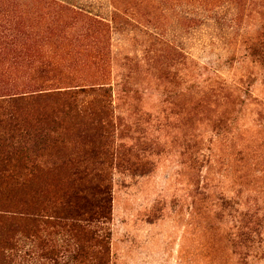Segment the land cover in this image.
<instances>
[{"label":"rangeland","instance_id":"1","mask_svg":"<svg viewBox=\"0 0 264 264\" xmlns=\"http://www.w3.org/2000/svg\"><path fill=\"white\" fill-rule=\"evenodd\" d=\"M263 36L264 0H0V99L61 126L0 264H264Z\"/></svg>","mask_w":264,"mask_h":264},{"label":"trees","instance_id":"2","mask_svg":"<svg viewBox=\"0 0 264 264\" xmlns=\"http://www.w3.org/2000/svg\"><path fill=\"white\" fill-rule=\"evenodd\" d=\"M262 44L264 41L261 40L250 46L251 54L258 56L261 62L264 58L260 49L264 46ZM79 91L83 92L84 89H79ZM24 97L21 95L0 99V212H5L6 209H18V204L14 203L16 195L19 191L27 195V191L31 188L36 175L42 168L39 165L40 159L49 154L48 150L51 144L55 143L60 136L58 129L61 130V126L58 121L48 120L46 115L36 112L34 108L32 111L29 108L21 109V103L26 100ZM67 105L68 107L71 106ZM34 195L35 193L29 194L30 198H34ZM65 195L66 193L63 194V199H65ZM26 201H23L22 209H31ZM68 202L67 200L66 206ZM101 203L106 204V199L102 198ZM70 204L72 201L68 203V205ZM82 210L83 212H81ZM22 211L24 212L19 213L24 214L27 210ZM254 216V214L242 213L241 220L250 223ZM60 219L67 223L71 222L70 225L64 224L63 227L72 228V231L75 232L73 233L74 238L79 232H82L83 237L90 236L89 240H95L94 235H90L87 227L97 221L98 218L95 211L89 209L88 205L83 204L80 209L74 208ZM252 235L249 231L243 232V241L253 243ZM0 243L4 245L6 242L1 241ZM99 243L102 244V248L106 247L104 239H101Z\"/></svg>","mask_w":264,"mask_h":264}]
</instances>
